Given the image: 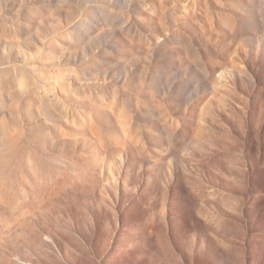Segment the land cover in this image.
<instances>
[{"label": "rangeland", "instance_id": "rangeland-1", "mask_svg": "<svg viewBox=\"0 0 264 264\" xmlns=\"http://www.w3.org/2000/svg\"><path fill=\"white\" fill-rule=\"evenodd\" d=\"M0 264H264V0H0Z\"/></svg>", "mask_w": 264, "mask_h": 264}]
</instances>
